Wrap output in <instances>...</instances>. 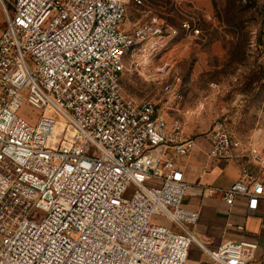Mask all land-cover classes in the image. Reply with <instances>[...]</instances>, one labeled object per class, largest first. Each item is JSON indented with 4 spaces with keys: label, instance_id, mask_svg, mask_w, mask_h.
Segmentation results:
<instances>
[{
    "label": "built area",
    "instance_id": "1",
    "mask_svg": "<svg viewBox=\"0 0 264 264\" xmlns=\"http://www.w3.org/2000/svg\"><path fill=\"white\" fill-rule=\"evenodd\" d=\"M0 9V264H187L193 244L216 264H246L255 244L211 252L194 236L199 213L183 206L176 160L196 139L124 93V59L160 30H121L127 0H0ZM23 105L34 121L18 115ZM206 137L208 160L243 156L220 128ZM218 191L227 206L245 198L248 212L264 202L246 167Z\"/></svg>",
    "mask_w": 264,
    "mask_h": 264
},
{
    "label": "rangeland",
    "instance_id": "2",
    "mask_svg": "<svg viewBox=\"0 0 264 264\" xmlns=\"http://www.w3.org/2000/svg\"><path fill=\"white\" fill-rule=\"evenodd\" d=\"M140 1L127 0L120 29L133 34L147 25L160 33L124 59V93L155 103L183 137L206 142L220 128L241 144L243 156L233 162L264 183V0ZM183 22L199 34L182 31ZM37 114L26 105L18 112L30 121Z\"/></svg>",
    "mask_w": 264,
    "mask_h": 264
},
{
    "label": "crops",
    "instance_id": "3",
    "mask_svg": "<svg viewBox=\"0 0 264 264\" xmlns=\"http://www.w3.org/2000/svg\"><path fill=\"white\" fill-rule=\"evenodd\" d=\"M207 151V140L196 139L191 154L176 160L188 184L183 206L199 213L193 228L195 238L211 252L228 241L253 243L256 249L246 264H264V202L253 212L247 211L246 199L242 197L227 206L218 190L240 178L241 165L208 160ZM187 260V264H216L194 244L189 248Z\"/></svg>",
    "mask_w": 264,
    "mask_h": 264
}]
</instances>
